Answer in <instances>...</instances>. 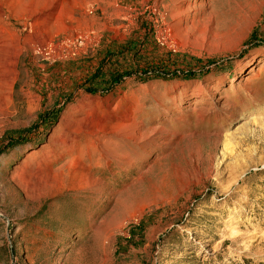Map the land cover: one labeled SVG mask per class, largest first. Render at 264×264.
<instances>
[{
  "label": "rangeland",
  "instance_id": "rangeland-1",
  "mask_svg": "<svg viewBox=\"0 0 264 264\" xmlns=\"http://www.w3.org/2000/svg\"><path fill=\"white\" fill-rule=\"evenodd\" d=\"M0 264H264V0H0Z\"/></svg>",
  "mask_w": 264,
  "mask_h": 264
},
{
  "label": "trees",
  "instance_id": "trees-1",
  "mask_svg": "<svg viewBox=\"0 0 264 264\" xmlns=\"http://www.w3.org/2000/svg\"><path fill=\"white\" fill-rule=\"evenodd\" d=\"M253 39V35L251 36L250 40L251 41ZM142 75L141 77H145L147 76V72L146 71H143L141 72ZM123 75L124 74H118L116 71H112V72H109L106 74V76H102L100 74V70L96 69L95 72L90 76V78L88 79V81L92 80V81H97L99 78H100V81H103L105 83V85L108 86V89L110 88H113L114 86H117L120 82V80L123 78ZM169 75V74H167ZM167 75H163V76H166ZM170 77H176L175 74H171ZM182 77L185 78V79H191L193 77V74L192 72H184L182 74ZM91 83V82H90ZM87 93H91L93 94L95 90H93L92 88H86ZM109 90H105L103 93H107ZM11 142V140H10ZM11 145L8 146V148L10 147Z\"/></svg>",
  "mask_w": 264,
  "mask_h": 264
},
{
  "label": "bare ground",
  "instance_id": "bare-ground-1",
  "mask_svg": "<svg viewBox=\"0 0 264 264\" xmlns=\"http://www.w3.org/2000/svg\"><path fill=\"white\" fill-rule=\"evenodd\" d=\"M206 90H209V89H206Z\"/></svg>",
  "mask_w": 264,
  "mask_h": 264
}]
</instances>
